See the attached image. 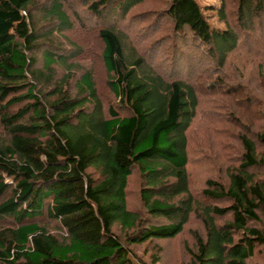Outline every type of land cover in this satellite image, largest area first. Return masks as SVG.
Masks as SVG:
<instances>
[{"label": "trees", "instance_id": "trees-1", "mask_svg": "<svg viewBox=\"0 0 264 264\" xmlns=\"http://www.w3.org/2000/svg\"><path fill=\"white\" fill-rule=\"evenodd\" d=\"M69 1L0 0V264H160L159 242L192 218L201 231H191L188 264H249L264 249V124L245 123L237 163L199 187L190 132L202 96L215 94L210 119L222 123L233 108L253 106L252 81L253 89L234 81L227 65L248 51L245 42L264 45V0H233L232 20L225 0L209 8L159 0L167 5L157 15L172 26L152 47L176 39L175 51L192 47L180 61L171 52L166 70L116 24L154 0H77L93 17L116 18L97 32L111 100L99 92L95 62L77 57L85 59L83 48L62 45L73 26ZM258 78L264 89L263 66ZM134 175L139 206L131 208ZM142 244L150 251L138 256L130 245Z\"/></svg>", "mask_w": 264, "mask_h": 264}, {"label": "rangeland", "instance_id": "rangeland-1", "mask_svg": "<svg viewBox=\"0 0 264 264\" xmlns=\"http://www.w3.org/2000/svg\"><path fill=\"white\" fill-rule=\"evenodd\" d=\"M201 5L209 8L210 6H217L220 4L221 0H198ZM111 4L115 5L113 1ZM167 4L163 1L154 0L151 2H145L136 6L130 10L126 20L123 22H117L116 18H110L106 23L115 21L119 28H125L124 31L133 42H139L143 48H147L148 53H152L155 57L153 60L154 66L160 68V70H166V66L169 65V57H171V52L178 57V52L180 50L186 51L190 55L192 54V47L187 45L181 47L179 51H175L173 47L177 46V39L172 42V44H165L159 48L152 47L153 42L162 37L165 33H169L171 29V21L168 18H163L162 16L157 15L159 11L165 8ZM225 6L229 18L234 19V2L233 0H225ZM66 11L68 12L69 17L73 21V26L64 32V38L62 45L64 48H73V45H80L85 55V59L77 56L80 60L84 61L85 64H89L87 61L95 62L96 66V81L100 94L103 95L104 100L110 99L112 95L106 89V77L104 74V69L102 68V62L100 59V50L102 44L97 36L98 29L100 26H103L104 21L100 18L93 17L88 8L80 3H77V0H70L68 7L65 5ZM67 8H69L67 10ZM209 10H206V12ZM73 13H77V16L80 18L78 21L83 23V25L78 24L74 20ZM106 16L109 12L105 13ZM105 14L103 15L105 17ZM89 15V19H86L85 16ZM88 17V16H87ZM210 21L215 22L216 25L221 26L216 16L212 14V17L209 18ZM124 23V24H123ZM111 24V23H110ZM243 37V35L241 36ZM245 42V41H244ZM73 43V44H72ZM247 48L248 51L245 52L244 49L240 52L237 50L231 57L230 62L227 67L232 69V76L234 81L237 78V82L245 85V79L252 81L251 86L254 87L252 92V100L255 102L253 106L233 108L229 111L228 122H219L218 120H211V117H214V114L209 111L210 106L208 103L216 101L214 97L215 94L211 93L209 99L204 96L200 97V103L198 108V115L195 119L193 127L190 132V140L192 141L193 148L190 149V160L191 164L189 166L192 169V176L196 186L199 187V183L204 177H213V178H225V168L229 164H236L237 162V153L240 151L239 140L237 133L239 129H242L245 126V123L250 126V129L253 131L258 130V126L264 124V89H259L258 84V71L262 66L264 67V61L261 62L264 55V45H250L248 42ZM258 44V42H253ZM180 44V43H178ZM167 47L165 49L164 47ZM206 48V47H205ZM250 49V50H249ZM260 54V56H258ZM148 57V56H147ZM205 61H208V55H204ZM80 62V61H79ZM208 81V80H206ZM247 85V84H246ZM250 88L249 85H247ZM250 88V89H251ZM213 95V96H212ZM208 102V103H207ZM256 104V106H255ZM249 105V104H248ZM215 111L220 110L219 107L215 105L212 106ZM212 109V110H213ZM221 128L225 130L226 134L218 135L221 133ZM204 130V131H203ZM213 130V131H212ZM211 131L213 133H211ZM215 131V132H214ZM209 136L210 144L204 141L205 138ZM223 141L224 143H222ZM224 144V149H223ZM233 158L230 162L228 158ZM192 158V159H191ZM227 161V162H226ZM208 165L210 163V170L203 165ZM138 185L139 178L137 175H134L129 180V190H128V204L131 208H136L139 206L138 200ZM261 215V223L258 224L259 227L264 229V212ZM198 229L200 230L198 222L192 218L191 221L186 226V229L177 237L171 240L160 241V264H188L190 261V252L189 249L194 247V240L191 234V231ZM151 245H130L132 249L136 252L138 256L142 254L141 252L148 248L150 251ZM148 254L141 256L143 259H146ZM249 264H264V249L258 247L253 258L250 259Z\"/></svg>", "mask_w": 264, "mask_h": 264}]
</instances>
